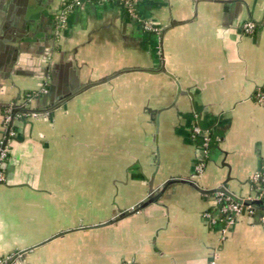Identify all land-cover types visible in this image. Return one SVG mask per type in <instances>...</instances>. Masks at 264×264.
<instances>
[{
	"label": "crops",
	"instance_id": "1",
	"mask_svg": "<svg viewBox=\"0 0 264 264\" xmlns=\"http://www.w3.org/2000/svg\"><path fill=\"white\" fill-rule=\"evenodd\" d=\"M60 1L0 0V143L3 110L25 115L14 119L6 142L0 256L20 253L22 264H264L260 214H241L221 239L220 224L203 217L219 216L215 196L188 184H172L138 212L94 227L145 198L154 173L155 189L180 176L254 196L250 178L264 171V103L255 98L264 91V0H140L138 12L158 34L116 0L84 4L56 34ZM248 21L256 27L246 35ZM160 62L174 78L124 72L41 113L88 81ZM195 126L212 136L206 153ZM83 145L96 162L108 159L107 168L90 169L97 180L108 175L104 188L63 178L82 173ZM66 153L75 163L67 165ZM69 205L72 213L84 205L105 214L47 218V206Z\"/></svg>",
	"mask_w": 264,
	"mask_h": 264
},
{
	"label": "built area",
	"instance_id": "2",
	"mask_svg": "<svg viewBox=\"0 0 264 264\" xmlns=\"http://www.w3.org/2000/svg\"><path fill=\"white\" fill-rule=\"evenodd\" d=\"M107 1H112V0H71L70 4H68L67 6L60 7L54 13L53 15L54 32L56 34L59 33L66 26L69 14L81 8L84 4L89 2H94L99 4ZM116 1L125 10L127 16L131 20L139 23L140 26L143 28V30L150 31L155 34L159 33V29L155 25H153L147 19L139 15L137 7L140 0H116ZM241 31L243 34L246 35L252 34L255 31V24L251 21L245 22L241 27ZM41 92L46 93V90L43 89ZM35 96H37V94H35L34 92L28 93L25 95V99L27 101H30ZM255 98L258 102L264 103V91H259L255 95ZM12 109L13 106H7L2 113V125L4 126L6 131L8 129L7 135H5V138L7 139L15 136V131L11 129L14 122ZM191 132L194 137L200 138L201 140L200 146L203 149L204 153H206L207 148L209 147L212 140L211 134L208 131L202 130L197 126L193 127ZM2 142L0 143V182L3 181L2 167L7 153L6 145L2 147ZM197 169L200 170L201 166H198ZM250 184L256 185V191L254 192V196L247 198L249 200H258L261 197H263L264 171L262 170L261 172H257L253 174V176L250 178ZM214 195H215V200L219 205V216L215 217L211 213L206 212L203 214V217L212 225L220 224L221 239H224L228 227L233 225L241 214L245 213L249 216H253L256 213L257 208L255 206L250 204L248 205L243 204V200H245L246 198H242L241 199L242 201L240 203H237V202H233L228 196H225L222 193H216ZM260 220L261 222H264V214L260 215ZM12 259L14 260L13 257ZM8 260L0 257V264H12V262L10 263V259ZM122 264H128V263L124 262Z\"/></svg>",
	"mask_w": 264,
	"mask_h": 264
},
{
	"label": "water",
	"instance_id": "3",
	"mask_svg": "<svg viewBox=\"0 0 264 264\" xmlns=\"http://www.w3.org/2000/svg\"><path fill=\"white\" fill-rule=\"evenodd\" d=\"M132 70H140V71L151 73V74L162 72V73L170 76L171 78H174L172 76V74H170L169 72L166 71L162 62H160L159 66H157L155 69L125 67V68H122L121 70L115 72L114 74H112L110 76H107V77H104V78H101V79L95 80V81H88L87 83L83 84L79 88H76V89L72 90L71 92L62 96V98L58 102H56L55 104H51V105L47 106V108L43 109L41 113H43V112L50 113L52 110L62 106L68 99H70L71 97L75 96L76 94L86 90L87 88L92 87V86L97 85V84H100V83H104V82L124 73V72L132 71ZM32 111L37 112V110H26L25 112L30 113ZM15 112H16V110L14 111V113ZM155 113H157V111ZM7 132H8V129L6 131V135H7ZM6 142H7V138H5L3 140L2 147H4L6 145ZM157 163H158V161H157ZM156 170H157V165H156ZM154 175H155V173L148 180V193H147V196L145 198H143L138 204H136L132 208L119 212L111 220H109L105 223H102V224H98L94 227H101L104 225L115 223L118 220H120L126 216H129L131 214L138 212L139 210L145 208L149 204L155 202L164 193V191L167 189L168 186L175 184V183L188 184L189 186H191L192 188H194L197 192H199L201 194L212 195V194H216V193H222L223 195L228 196L230 199L234 200L237 203H240L242 201L241 200L242 197L235 196L234 194L229 192L224 186H218V187L212 188V189H203L196 182H193L192 180H190L188 178H182L180 176H176V177L168 179L167 181H165L162 184V186L159 189H155L153 186ZM243 204H245V205L250 204V205L255 206L257 208V210L264 211V196L258 200H249L248 198H246L245 200H243ZM62 234L63 233H60V234H57L56 236H59ZM46 242H47V240H45L41 244H38L37 246L42 245ZM37 246H35V247H37ZM31 249L32 248H29L28 250H31ZM28 250H25L24 252H27Z\"/></svg>",
	"mask_w": 264,
	"mask_h": 264
},
{
	"label": "rangeland",
	"instance_id": "4",
	"mask_svg": "<svg viewBox=\"0 0 264 264\" xmlns=\"http://www.w3.org/2000/svg\"><path fill=\"white\" fill-rule=\"evenodd\" d=\"M3 128H4V126H3ZM5 131H6V129H5ZM155 132H156L157 137H158V127L155 128ZM155 145H157V143ZM155 151H157L156 148H155ZM158 152H159V150H158ZM69 154L70 153H66V154L62 155L63 160L65 162H67V165H70L71 163H75L73 160V157L70 156ZM154 157H155V155H154ZM107 163H108V159H106L103 156L99 159V161L97 160V162H96V160L93 159V154L90 152V150L85 148L83 145V149L80 152V154L78 155V160L76 163L77 166H80L83 169L82 173H78V174H75V173L71 174L70 173V174L64 175L63 178L68 179V180L70 179L71 181H73V183H78L80 185H91L92 183H99L104 188L106 186L107 181L109 180L108 175L107 174H104V175L101 174V176L99 177V180H97V176H95V175L93 176L91 174L90 169L92 167H95V165L100 166L101 169H105L108 167ZM156 165L158 168L159 164L157 163V159H156ZM115 207H116V204H115ZM66 209L68 210V212L66 213V215H64L65 212L63 210H66ZM104 214L105 213L103 212L102 208H100V209H96L94 207L93 208H87V206H84V205L82 207H78L76 212H73V213L71 212V206L70 205L65 207V208L62 207V211H60L59 207L55 208L52 206H47V218H72L73 216H77L76 218H94L96 216H103ZM21 255L22 254H20V253H15V254H10V255H6V256H0V257L7 259V260L10 259V263L12 262V264H22L21 263V260H22ZM12 257L14 258V260L12 259ZM15 257H17V258H15ZM122 263H124V262H122Z\"/></svg>",
	"mask_w": 264,
	"mask_h": 264
},
{
	"label": "trees",
	"instance_id": "5",
	"mask_svg": "<svg viewBox=\"0 0 264 264\" xmlns=\"http://www.w3.org/2000/svg\"><path fill=\"white\" fill-rule=\"evenodd\" d=\"M70 1L71 0H61L60 1V6H59V8L60 7H63V6H67L68 4H70ZM58 8V9H59ZM137 9H138V7H137ZM124 10V9H123ZM125 11V10H124ZM139 15L141 16V14L139 13ZM139 24V23H138ZM140 25V24H139ZM141 27V26H140ZM255 27H256V25H255ZM142 28V27H141ZM53 29H54V27H53ZM143 29V28H142ZM145 31V30H144ZM146 32H148V33H153V32H150V31H146ZM16 110V112L14 113V111ZM12 115H13V118L14 119H16V118H21L23 115H24V112H23V110H21V109H19L18 107L16 108V107H14L13 109H12ZM25 116V115H24ZM11 129L13 130V131H15L16 129H15V126L14 125H12V127H11ZM7 148V147H6ZM8 158V152L6 153V157H5V160ZM252 188V191H253V193L256 191V185H252L251 186ZM211 196H215L214 194H212ZM232 200V199H231ZM233 202H235L234 200H232ZM256 212L257 213H259L260 215H262V214H264V211H259V210H256Z\"/></svg>",
	"mask_w": 264,
	"mask_h": 264
}]
</instances>
